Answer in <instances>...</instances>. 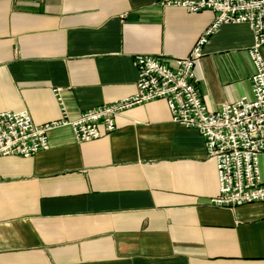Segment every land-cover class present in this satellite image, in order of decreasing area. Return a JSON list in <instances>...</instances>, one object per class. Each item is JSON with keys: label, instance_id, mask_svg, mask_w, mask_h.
Returning a JSON list of instances; mask_svg holds the SVG:
<instances>
[{"label": "crops", "instance_id": "obj_1", "mask_svg": "<svg viewBox=\"0 0 264 264\" xmlns=\"http://www.w3.org/2000/svg\"><path fill=\"white\" fill-rule=\"evenodd\" d=\"M158 0H0V111L36 123L69 117L136 91L134 57L172 63L214 19ZM246 23L216 27L195 65L209 110L251 95ZM264 57V44L261 47ZM0 156V264H264V201L233 209L194 128L156 99L116 117V128ZM264 181V152L259 156Z\"/></svg>", "mask_w": 264, "mask_h": 264}, {"label": "built area", "instance_id": "obj_2", "mask_svg": "<svg viewBox=\"0 0 264 264\" xmlns=\"http://www.w3.org/2000/svg\"><path fill=\"white\" fill-rule=\"evenodd\" d=\"M161 6H177L189 12L210 10L214 19L206 32L184 57L167 63L160 57H134L138 78L136 91L109 103L69 117L56 89L61 117L36 123L27 110L0 111V156H30L50 147L49 132L69 127L77 141L99 138L116 128V117L127 109L156 99L166 101L172 121L194 128L204 138L209 159L216 165L218 193L210 199L230 209L264 201V181L259 156L264 152V0H158ZM224 23H246L253 32L248 55L254 71L251 95L223 102L209 110L197 87L195 65L203 55V45L216 27Z\"/></svg>", "mask_w": 264, "mask_h": 264}]
</instances>
